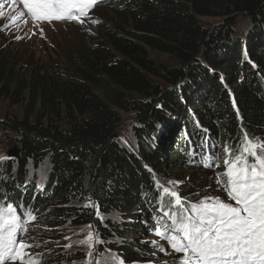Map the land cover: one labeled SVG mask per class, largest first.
I'll return each mask as SVG.
<instances>
[{
	"label": "trees",
	"instance_id": "1",
	"mask_svg": "<svg viewBox=\"0 0 264 264\" xmlns=\"http://www.w3.org/2000/svg\"><path fill=\"white\" fill-rule=\"evenodd\" d=\"M96 3L110 4L113 28L98 27L94 43L67 45L52 66L0 45V100L14 112L0 115V131L19 147L15 163L0 164V205L32 212L35 221H21L29 230L45 226L34 233L44 239L34 253L40 264H84L80 252H64L69 224L91 225L106 244L98 251L123 264H148L150 251H166L147 239L159 209L173 203L159 184L195 164L205 168L213 143L235 149L245 133L264 139V0ZM240 18L250 27L243 38L234 32ZM206 19L221 24L210 31ZM122 112L140 123L135 151L115 139ZM28 165L45 167V180L28 182ZM199 189L186 180L178 193L193 202ZM109 214L120 221L101 219Z\"/></svg>",
	"mask_w": 264,
	"mask_h": 264
},
{
	"label": "snow or ice",
	"instance_id": "2",
	"mask_svg": "<svg viewBox=\"0 0 264 264\" xmlns=\"http://www.w3.org/2000/svg\"><path fill=\"white\" fill-rule=\"evenodd\" d=\"M96 2L21 0L27 14L36 22L76 20L83 23L81 18L87 16ZM224 156L225 170L215 179L234 204L209 196L186 206L178 192L163 188V193L172 197L173 203L167 211L159 209L161 219L168 217V222L158 221L155 233L167 241L174 252L182 253L174 264H264V139L245 133L242 143L235 149L224 145ZM217 161L218 157L213 153L212 162L203 166L220 167ZM96 215L99 216L98 210ZM25 216L29 223L36 219L22 206L13 203L0 205V264L6 261L12 264H40L42 255L29 251L35 245L18 238ZM90 241H93L91 232L79 243L88 244L91 248ZM87 255L91 262L93 253ZM95 264L107 262L97 258Z\"/></svg>",
	"mask_w": 264,
	"mask_h": 264
},
{
	"label": "rangeland",
	"instance_id": "3",
	"mask_svg": "<svg viewBox=\"0 0 264 264\" xmlns=\"http://www.w3.org/2000/svg\"><path fill=\"white\" fill-rule=\"evenodd\" d=\"M0 3L3 5V7L0 8V45L2 47H8L10 51L17 50L18 53L23 52L33 61L38 60L39 63L45 66H52L58 62L64 49L69 44H79L80 40H85L89 44L94 43L100 37L99 33L101 29L98 27L104 26L107 29H111L115 24V20H117L116 13L111 9L110 4H104L101 7L93 6L88 11L87 16L81 18L84 22L80 23L76 20L36 22L29 18L25 13L21 6V0H0ZM21 13H24V15L21 16ZM203 22L210 31H213L216 26L221 24V20L218 19H206ZM249 28V24L240 18L234 29L235 35L239 38H243ZM152 56L155 59L156 64L170 67L175 66V64L167 57H161L158 55ZM155 83L159 85V87L162 85L163 87L165 86L160 81H155ZM13 113V110L8 109L7 105L0 100V115H12ZM120 117L121 124L118 127L115 139L120 145L126 147L130 151H135L136 142L133 136V128L140 126V123L137 121L133 112H122L120 113ZM214 145L217 146L216 143H213V146ZM17 148L19 147L15 138L9 132L0 131V164L15 163V160L10 159L7 154L13 150H17ZM213 153L218 157L217 162L220 165L218 171L223 173L225 170L223 164L225 159L224 151L222 152L219 147H215L212 151V154ZM215 168L216 167H208L206 169V167L202 168L201 165L195 164L187 169L176 171L167 178L168 180L165 184H159L160 190L163 193V188L167 187L173 191L179 192L178 187L182 181H194L200 186L198 194L201 193L200 196L202 197L198 196V199L193 202L183 199L186 202V206L187 204H196L209 196L219 197L226 203L234 204V201L228 199L224 187L220 183H217L215 177L218 174H216ZM27 169L28 175L26 180L28 182H38L39 180L44 181L47 177L46 168L43 166L37 167L36 170H34L32 166L28 165ZM212 170L214 171L213 173L211 172ZM86 205L87 204H84L83 206ZM101 219H107L112 222L120 221V218L113 214L101 216ZM166 221L165 218L164 223H166ZM41 228L45 229V226L42 223H35L30 229L31 231L26 228H23L21 231L20 239L35 245V247L29 250L33 254L36 253L38 249H43V245H40L38 241H44V239L34 234L41 230ZM89 232L93 234V241L89 242L93 245L91 248L88 244L79 243V241L87 238ZM64 240L66 241L64 243V252L68 254L80 252L84 256V264H95L97 258L106 261L107 264H121L122 262L121 258L111 250L105 249L104 251L103 249L101 252L98 251V247H101L102 245L106 246V244L102 243L101 239L98 238L89 226L74 227L70 224L67 225ZM147 240L151 243H157L165 247L163 243L156 242V239L152 235ZM38 245L40 246L37 248ZM67 245L71 246L66 247ZM89 252L93 253L91 262L87 255ZM149 257L148 264H174V261L178 262L180 259V256L162 252L159 249L150 251Z\"/></svg>",
	"mask_w": 264,
	"mask_h": 264
},
{
	"label": "water",
	"instance_id": "4",
	"mask_svg": "<svg viewBox=\"0 0 264 264\" xmlns=\"http://www.w3.org/2000/svg\"><path fill=\"white\" fill-rule=\"evenodd\" d=\"M185 81H186V79H185L182 83L177 84L175 88H177L178 86L184 84ZM162 89H163L164 91H166V90H169L170 88H167V87H166L165 89H164V88H162ZM18 154H19V150L17 149V150H13V151L9 152L7 155H8V157H9L10 159H14V160H16V159L18 158Z\"/></svg>",
	"mask_w": 264,
	"mask_h": 264
},
{
	"label": "bare ground",
	"instance_id": "5",
	"mask_svg": "<svg viewBox=\"0 0 264 264\" xmlns=\"http://www.w3.org/2000/svg\"><path fill=\"white\" fill-rule=\"evenodd\" d=\"M170 92V91H169ZM156 105V104H155Z\"/></svg>",
	"mask_w": 264,
	"mask_h": 264
}]
</instances>
